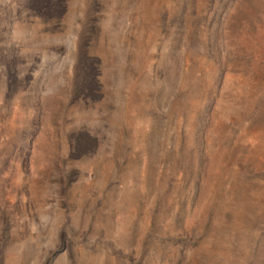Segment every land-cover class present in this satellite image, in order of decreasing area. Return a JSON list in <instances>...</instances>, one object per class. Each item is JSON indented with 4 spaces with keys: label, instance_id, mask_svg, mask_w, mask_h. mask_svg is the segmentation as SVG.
I'll return each mask as SVG.
<instances>
[{
    "label": "rangeland",
    "instance_id": "374dc122",
    "mask_svg": "<svg viewBox=\"0 0 264 264\" xmlns=\"http://www.w3.org/2000/svg\"><path fill=\"white\" fill-rule=\"evenodd\" d=\"M0 264H264V0H0Z\"/></svg>",
    "mask_w": 264,
    "mask_h": 264
}]
</instances>
